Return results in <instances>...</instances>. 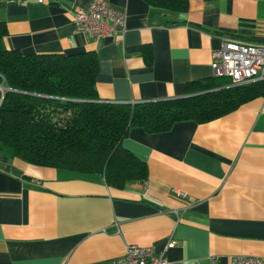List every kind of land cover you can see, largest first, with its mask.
Masks as SVG:
<instances>
[{
    "label": "crops",
    "instance_id": "crops-1",
    "mask_svg": "<svg viewBox=\"0 0 264 264\" xmlns=\"http://www.w3.org/2000/svg\"><path fill=\"white\" fill-rule=\"evenodd\" d=\"M90 2H0L5 47L95 51L97 99L133 103L182 97L188 85L209 82L224 40L264 43V0H187L182 13L107 0L124 13V30L101 39L65 10ZM121 144L146 164L145 181L115 188L99 173L0 154V264H102L130 243L165 251L169 264L264 258V96L203 123L157 133L132 127Z\"/></svg>",
    "mask_w": 264,
    "mask_h": 264
},
{
    "label": "trees",
    "instance_id": "trees-1",
    "mask_svg": "<svg viewBox=\"0 0 264 264\" xmlns=\"http://www.w3.org/2000/svg\"><path fill=\"white\" fill-rule=\"evenodd\" d=\"M172 13L187 0H143ZM0 20V154L26 163L102 174L107 185L145 181L146 164L121 141L132 127L164 132L176 122L203 123L264 96V80L231 85L228 77L188 85L185 96L133 103L97 99L95 51L22 54L5 47Z\"/></svg>",
    "mask_w": 264,
    "mask_h": 264
},
{
    "label": "built area",
    "instance_id": "built-area-1",
    "mask_svg": "<svg viewBox=\"0 0 264 264\" xmlns=\"http://www.w3.org/2000/svg\"><path fill=\"white\" fill-rule=\"evenodd\" d=\"M10 1L22 3L27 0H0ZM65 10L77 28L91 38L101 39L124 30V13L112 8L107 0H91L85 9L65 7ZM211 67L214 76L228 77L231 85L264 80V43L224 40L222 46L213 53ZM173 243L170 241L167 245L171 246ZM102 264H169V262L165 251L156 252L152 246L130 243L126 245L122 256ZM178 264H185V261ZM209 264H216V258L211 257ZM231 264H264V258L235 255L231 258Z\"/></svg>",
    "mask_w": 264,
    "mask_h": 264
}]
</instances>
